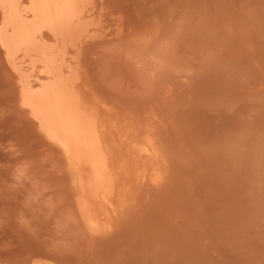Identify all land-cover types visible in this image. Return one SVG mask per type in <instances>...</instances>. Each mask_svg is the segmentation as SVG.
<instances>
[{"label":"rangeland","instance_id":"374dc122","mask_svg":"<svg viewBox=\"0 0 264 264\" xmlns=\"http://www.w3.org/2000/svg\"><path fill=\"white\" fill-rule=\"evenodd\" d=\"M117 1L133 35L154 38L168 178L143 183L114 231L90 235L0 53V264L34 247L73 264H264V0ZM113 45L94 50L92 72L118 93Z\"/></svg>","mask_w":264,"mask_h":264},{"label":"bare ground","instance_id":"6f19581e","mask_svg":"<svg viewBox=\"0 0 264 264\" xmlns=\"http://www.w3.org/2000/svg\"><path fill=\"white\" fill-rule=\"evenodd\" d=\"M119 3L0 0V53L18 106L63 160L76 219L94 236L120 225L143 183L159 186L169 175L159 114L152 106L154 38L133 35ZM109 44L120 58L118 93L92 72L94 50ZM162 66L166 78L167 47ZM18 264L73 263L34 247Z\"/></svg>","mask_w":264,"mask_h":264}]
</instances>
